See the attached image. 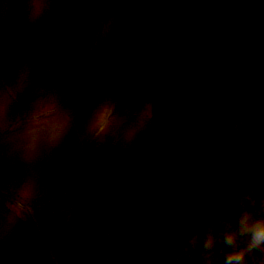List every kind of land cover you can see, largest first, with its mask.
Masks as SVG:
<instances>
[{"label": "rangeland", "instance_id": "374dc122", "mask_svg": "<svg viewBox=\"0 0 264 264\" xmlns=\"http://www.w3.org/2000/svg\"><path fill=\"white\" fill-rule=\"evenodd\" d=\"M5 129L0 264H223L264 214V0H0Z\"/></svg>", "mask_w": 264, "mask_h": 264}, {"label": "clouds", "instance_id": "9594fccd", "mask_svg": "<svg viewBox=\"0 0 264 264\" xmlns=\"http://www.w3.org/2000/svg\"><path fill=\"white\" fill-rule=\"evenodd\" d=\"M214 242L215 237L208 236L204 241L205 250H210ZM222 245L223 264H247V257L253 252L264 253V214L241 210L235 223L225 226Z\"/></svg>", "mask_w": 264, "mask_h": 264}]
</instances>
